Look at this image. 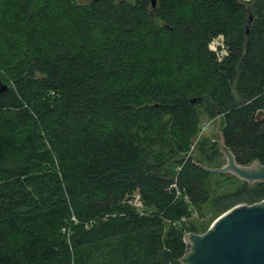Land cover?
Returning <instances> with one entry per match:
<instances>
[{
    "label": "trees",
    "instance_id": "trees-1",
    "mask_svg": "<svg viewBox=\"0 0 264 264\" xmlns=\"http://www.w3.org/2000/svg\"><path fill=\"white\" fill-rule=\"evenodd\" d=\"M1 85L0 264H184L264 199L201 168L264 166V0H0Z\"/></svg>",
    "mask_w": 264,
    "mask_h": 264
},
{
    "label": "water",
    "instance_id": "water-1",
    "mask_svg": "<svg viewBox=\"0 0 264 264\" xmlns=\"http://www.w3.org/2000/svg\"><path fill=\"white\" fill-rule=\"evenodd\" d=\"M152 6H156V0H152ZM6 87L1 85L0 90ZM256 120H264V110L257 112ZM220 136L225 164L219 168L200 165L201 168L235 176L251 185L264 183V166L257 161L239 164ZM185 242L190 246V255L184 264H264V201L234 206L218 217L206 234L186 235Z\"/></svg>",
    "mask_w": 264,
    "mask_h": 264
},
{
    "label": "rangeland",
    "instance_id": "rangeland-1",
    "mask_svg": "<svg viewBox=\"0 0 264 264\" xmlns=\"http://www.w3.org/2000/svg\"><path fill=\"white\" fill-rule=\"evenodd\" d=\"M250 1V0H245ZM254 20V16L251 15L250 21L252 22ZM203 126H210L204 136H210L215 138L214 134L217 131V122L215 119H207L204 121ZM217 138V137H216ZM217 140V139H216ZM219 143L221 144V138L218 139ZM223 158V164H225V159ZM218 179H213L209 183V188L212 190V198L223 194L231 185L235 184L233 181L228 182L227 184L219 185L217 183ZM192 217L189 220H185L184 223L187 225V228H191V225H195L197 228V231L200 233V235L205 234L213 225L214 221L220 217L222 214L218 212V210L215 207V204L213 202H210L203 206L200 210L198 209H192ZM193 233V232H192ZM186 233V235L192 234ZM188 249L190 250V246L188 245Z\"/></svg>",
    "mask_w": 264,
    "mask_h": 264
},
{
    "label": "built area",
    "instance_id": "built-area-1",
    "mask_svg": "<svg viewBox=\"0 0 264 264\" xmlns=\"http://www.w3.org/2000/svg\"><path fill=\"white\" fill-rule=\"evenodd\" d=\"M222 42H223L222 38L217 39L216 42H214V44L211 45V48L212 49H216L218 45L222 44ZM209 127L210 126H204L203 129H202V133L206 132V130ZM263 201H264V199L262 201H260V202H263ZM136 202H137V205H140V203L138 202V199L136 200ZM260 202H258V203H260Z\"/></svg>",
    "mask_w": 264,
    "mask_h": 264
}]
</instances>
